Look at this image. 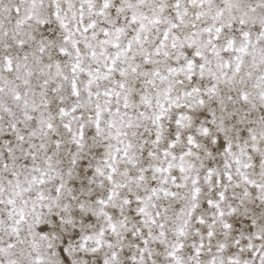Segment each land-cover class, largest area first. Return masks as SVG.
<instances>
[{
    "label": "snow or ice",
    "instance_id": "obj_1",
    "mask_svg": "<svg viewBox=\"0 0 264 264\" xmlns=\"http://www.w3.org/2000/svg\"><path fill=\"white\" fill-rule=\"evenodd\" d=\"M0 264H264V0H0Z\"/></svg>",
    "mask_w": 264,
    "mask_h": 264
}]
</instances>
